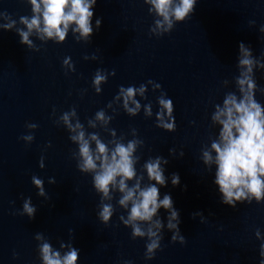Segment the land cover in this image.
Listing matches in <instances>:
<instances>
[{"label":"water","instance_id":"water-1","mask_svg":"<svg viewBox=\"0 0 264 264\" xmlns=\"http://www.w3.org/2000/svg\"><path fill=\"white\" fill-rule=\"evenodd\" d=\"M5 9L15 16L29 12L23 0H0V10ZM95 16L102 17V24L90 42L77 43L69 35L61 44L49 41L40 51L19 44L14 32L0 30V264H39L34 233L43 232L56 244L57 238L68 239L69 228L74 230V245L81 250L80 264H119L123 259L134 264H257L259 242L253 229L264 230V204H240L236 209L221 205L210 175L197 157L201 142H207L215 131L208 118L212 101H219L229 90L221 81L236 74L238 42L251 44L254 54L264 47L257 31L264 23V0H198L188 20L159 38L148 34L153 18L143 0H97ZM249 20L256 25L250 27ZM94 53L97 60L83 59ZM66 55L75 66V72L68 75L61 68ZM97 67L115 70L100 94L90 87ZM257 78L264 84L260 73ZM148 79L160 83L173 99L176 131L155 127L154 117L145 118L142 111L129 117L121 110L110 127L118 135L135 127L145 141L142 159L156 154L168 157L166 174L179 173L180 185L169 184L161 192H170L180 210L179 227L186 243H170L171 234L165 231L163 250L145 262L144 241L132 240L130 229L119 225L115 215V226L97 220L98 196L90 177L76 169L70 157L75 146L63 127L53 123L51 113L53 106L56 115L76 106L85 122L112 99L119 85H138ZM82 89H87L83 95ZM157 94L149 89L147 96L154 102ZM258 99L264 101V97ZM26 121L39 125L28 145L18 140L28 131ZM48 141L51 147L45 149ZM170 147L182 149L184 156L169 157ZM42 153L44 169L37 166ZM32 174L45 178L47 201L36 196ZM49 176L55 177V184L47 183ZM21 194L31 196L37 205L31 221L12 214L21 206ZM196 211L204 214L205 223L192 218ZM13 249L19 253L16 260L12 259Z\"/></svg>","mask_w":264,"mask_h":264},{"label":"clouds","instance_id":"clouds-1","mask_svg":"<svg viewBox=\"0 0 264 264\" xmlns=\"http://www.w3.org/2000/svg\"><path fill=\"white\" fill-rule=\"evenodd\" d=\"M23 3L29 9L28 14L15 16L6 9L0 10V30L14 32L18 43L32 51H40L49 41L61 44L69 35L77 43H88L102 24V17L94 18L97 0H23ZM143 4L153 18L148 34L159 38L169 34L176 24L188 20L195 13L198 0H143ZM248 25L254 26L256 21L249 20ZM257 31L258 40H264V23L257 26ZM83 59L95 61L98 57L94 53ZM234 67L236 74L231 80L221 81V85L229 90L219 101H212L208 118L210 128L215 131L208 135L207 142H201L197 157L210 175L218 202L232 209L240 204H264V101L258 99L264 97V84H260L257 78L260 73V78L264 79V47L254 54L251 44L238 42ZM61 68L65 75L75 72L70 56L63 57ZM114 75V69L97 67L90 81L94 93L100 94L102 85ZM149 89L158 93L154 102L147 96ZM85 92L87 89L80 90L81 95ZM121 110L129 117L142 111L145 118L154 117L155 127L166 132L176 131L173 99L153 79L138 85H119L112 99L91 117H86L85 122L81 121L76 106H70L59 115L53 106L51 115L55 117L53 123L63 127L67 139L75 146L70 150V157L75 161L76 169L90 177L91 187L98 196L97 220L105 226H115L118 221L119 225L130 229L132 240L144 241L143 259L147 262L163 250L161 242L165 231L171 234L170 243H186L179 227L180 210L174 206L170 192H161L169 184L179 186L180 175L178 172L166 174L168 157L156 154L142 159L145 141L135 127L119 135L110 127V122ZM38 126L26 121L24 127L28 131L18 140L31 144ZM49 147L51 141L44 145L45 149ZM168 154L169 157L182 158L185 153L182 149L177 151L170 147ZM37 166L45 168L43 153ZM30 182L36 196L47 201L45 178L32 174ZM47 183L55 184V177H47ZM20 200L21 206L14 208L12 214L26 216L29 221L35 219L38 208L32 197L21 194ZM114 215L116 221L112 220ZM191 216L194 219L199 217L200 223L207 219L201 211L193 212ZM73 233L74 230L69 228L68 239L57 238L56 244L43 232L34 233L39 264H80L81 250L74 245ZM253 236L259 242L257 264H264V230L255 227ZM18 257L19 253L13 249L12 259ZM119 264H134V261L123 259Z\"/></svg>","mask_w":264,"mask_h":264}]
</instances>
